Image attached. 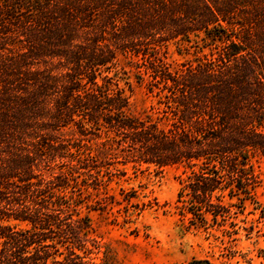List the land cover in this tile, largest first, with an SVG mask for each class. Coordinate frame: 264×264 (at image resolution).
Segmentation results:
<instances>
[{
    "label": "trees",
    "instance_id": "trees-1",
    "mask_svg": "<svg viewBox=\"0 0 264 264\" xmlns=\"http://www.w3.org/2000/svg\"><path fill=\"white\" fill-rule=\"evenodd\" d=\"M130 72L159 117L129 113ZM259 159L264 0H0V264H107L80 208L128 164L181 167L178 214L224 226Z\"/></svg>",
    "mask_w": 264,
    "mask_h": 264
},
{
    "label": "rangeland",
    "instance_id": "rangeland-1",
    "mask_svg": "<svg viewBox=\"0 0 264 264\" xmlns=\"http://www.w3.org/2000/svg\"><path fill=\"white\" fill-rule=\"evenodd\" d=\"M195 53L192 47L186 52L170 43L166 56L175 64ZM129 81L132 91L125 89L129 113L159 117L156 98L134 81L131 72ZM119 167L125 168V174L114 177L104 192L88 199L94 203L106 196V208H80L91 217L102 245L101 251L93 254L96 262L105 252L107 264H188L192 258H205L213 264H264V159L254 163L260 182L250 199L244 200L243 208H237L224 226L200 229L177 212L178 177L184 176L181 167ZM140 202L148 205L140 207Z\"/></svg>",
    "mask_w": 264,
    "mask_h": 264
}]
</instances>
